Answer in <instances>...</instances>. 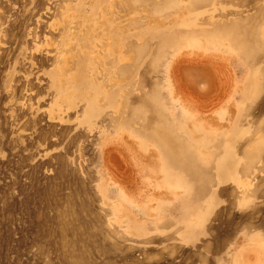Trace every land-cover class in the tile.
I'll use <instances>...</instances> for the list:
<instances>
[{"label":"rangeland","instance_id":"374dc122","mask_svg":"<svg viewBox=\"0 0 264 264\" xmlns=\"http://www.w3.org/2000/svg\"><path fill=\"white\" fill-rule=\"evenodd\" d=\"M129 1L0 0V264H264V0Z\"/></svg>","mask_w":264,"mask_h":264},{"label":"crops","instance_id":"0c3cea01","mask_svg":"<svg viewBox=\"0 0 264 264\" xmlns=\"http://www.w3.org/2000/svg\"><path fill=\"white\" fill-rule=\"evenodd\" d=\"M140 1V0H135V4ZM169 1H176V0H153V5L152 8L149 12L148 11H144L142 10V8L140 6H135L136 10H139L137 13H144L145 18H146V27H151V20H149V16L152 19L153 17H155L156 15H164V14H168L171 17V21H170V26L167 29V33L174 36L177 40L172 42V43H167V42H160V47L167 45L166 47V54L165 56L170 58L172 53L174 51L179 50L180 48H182L183 46H203V41L200 40H196L195 37L197 36H203V33L206 32V29H203L201 27V25L204 23L203 20V8L204 7H211L214 5L215 0H187V5L188 8L186 9L185 13H181L179 12L178 9H167L166 6L169 3ZM122 3L124 7H119V11H118V15L122 16L126 15V11H134V7H133V3L130 2L129 0L123 1ZM155 6H158L159 9L162 10L159 12H155ZM164 6V7H163ZM154 10V11H153ZM122 12H125L124 14ZM126 17V16H125ZM175 18H179L180 19V23L176 24L174 23L172 20ZM134 22L136 24V26L139 25H143V21H132L130 22V24L134 25ZM155 22V20H154ZM154 22L152 23V26L155 27L154 31H158L161 29L162 23L160 24H154ZM207 23V21H206ZM211 24V26L213 27V29L215 31H219V29H221L222 27H218L216 22L210 21L208 22ZM150 24V25H149ZM121 30L120 32L124 35L122 36V40H119L121 47L125 46V40H126V36H127V31L125 29V24L119 23ZM181 27V28H180ZM132 29V28H131ZM156 33V32H154ZM139 40V38H138ZM132 44V43H130ZM183 67H180L182 70V73H180V79H181V83H183V85L187 86V88L192 89L195 91V88L193 86V82H195L196 79H198L197 81L203 80V65H196L195 63H186L184 65H182ZM128 66L123 65L121 66V71H125L127 70ZM183 72H187V73H191V74H195L194 76H192L193 78H189V77H185L183 75ZM188 80L189 83H188ZM153 84H157V83H153ZM153 90H155L157 92V88L154 85Z\"/></svg>","mask_w":264,"mask_h":264},{"label":"bare ground","instance_id":"6f19581e","mask_svg":"<svg viewBox=\"0 0 264 264\" xmlns=\"http://www.w3.org/2000/svg\"><path fill=\"white\" fill-rule=\"evenodd\" d=\"M154 7H155L154 8L155 11L153 10L154 12H159V11L162 10V7H161V9H159V7L158 6H155V5H154ZM186 7H188L187 0L169 1V3L166 6L167 9H179V8H186ZM165 38L166 37H163L160 42H162V43L163 42H166Z\"/></svg>","mask_w":264,"mask_h":264}]
</instances>
